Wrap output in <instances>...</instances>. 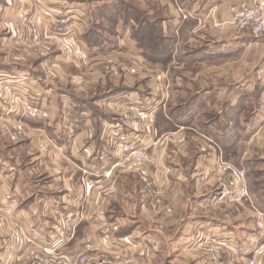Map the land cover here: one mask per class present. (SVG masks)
Returning <instances> with one entry per match:
<instances>
[{"label": "crops", "instance_id": "0c3cea01", "mask_svg": "<svg viewBox=\"0 0 264 264\" xmlns=\"http://www.w3.org/2000/svg\"><path fill=\"white\" fill-rule=\"evenodd\" d=\"M113 1L0 0V33H14L23 19L31 16L38 19L47 40L57 45L49 54L55 64L72 62L75 48L84 60L102 57L125 64L137 55L138 65L143 67L145 61L151 66L153 60L147 58L135 36L137 20L123 10L117 13L114 38L102 29L101 44L88 42L92 11L97 13L95 10ZM153 1L164 9L160 22L166 30L163 41L192 22V18H182L175 0ZM212 1L204 4L202 0L198 10L195 5L200 0L181 2L197 19L215 3H220L217 16L223 18L227 4L240 0H215L210 5ZM65 18L68 20L61 23ZM226 32H215L195 48L178 45L179 38L169 43L166 63L171 68L196 62L203 68L206 62L223 60L214 64L220 67L214 75L166 73L159 80L153 74L148 80L138 78L134 85L110 89L107 73L97 68L94 87L84 98L67 90H53L47 84L51 79L39 75L43 80L36 91L52 96L51 103L65 109L64 120L70 117V123H49L48 127L29 122L27 137L18 145L0 132V264H37L27 249H13L16 227L33 234L40 244L34 253L43 258L49 257L44 247L74 251L91 240L101 247L92 264H98L102 255L116 258V264H156L164 255L185 253L187 257L192 249L187 243L197 237L204 241L211 238L218 245L223 242L245 258L254 256V248L260 247L261 253L255 256L264 264V186L261 190L252 186L253 167L264 163V155L255 156L258 152L254 151L255 147L262 151L264 146V119L259 121L264 110V61L257 67L255 83L238 81L241 72L233 56L256 42ZM11 39L10 35L2 37L0 45L9 46ZM16 49L20 51L14 56L17 60L37 57L29 45ZM228 63L237 74L230 72L233 68L227 71L222 67ZM259 82L261 92L253 88ZM118 99L142 102L148 113L156 115V121L129 116L126 122L124 110L110 113ZM62 101L66 103L61 105ZM247 115L251 116L245 119ZM122 121L149 149L150 185L144 184L125 155L113 153L106 141V126ZM42 143L54 145L49 154L41 150ZM220 159L246 169L250 198L234 201L218 192L230 178L229 171L219 169ZM109 170L111 176L105 177ZM254 219L261 230L239 229V221L248 227Z\"/></svg>", "mask_w": 264, "mask_h": 264}, {"label": "rangeland", "instance_id": "374dc122", "mask_svg": "<svg viewBox=\"0 0 264 264\" xmlns=\"http://www.w3.org/2000/svg\"><path fill=\"white\" fill-rule=\"evenodd\" d=\"M181 1H185V0H175L174 1L175 6L177 8V11L179 12L180 15H182L184 13L183 9L190 10V9L185 8L186 5H184ZM201 1L202 0H200V3L195 5V7L196 6L199 7V4L202 3ZM213 1H215V0H213ZM213 1L210 3V5L213 3ZM122 2L123 3L120 4V6H119V8H117V10L120 9V11L123 10V11L127 12V14H129V15H133L135 17V19L137 20L138 25L139 26L145 25V28L147 30L154 27L155 30H158V35H160L162 37L161 39L164 38L166 30H165V28H163L162 23H160L161 19H162V15L164 14L163 8L159 7V5L156 4V2H154L153 0H146V1H144V0H122ZM208 2H210V1H207V3ZM109 3H111V2H109ZM207 3L205 0L204 4H207ZM234 3H236V2H234ZM218 4H220V3H218ZM94 8L97 9V5H95ZM196 9H197V7H196ZM95 11H97V13H95L94 10L92 11V15H93L92 24L104 23V22L106 23L107 22L106 20H102L101 17H99L101 15L99 14L98 9ZM218 13H219V10H211V11L207 12V14L204 17H200L197 19H195L192 16L189 17L187 20L192 18V22H188L185 30H183V31L181 30L180 32H177L179 34H175V35L169 33V35H171V38L168 39L169 41L167 40V42L170 43L171 41L176 40V38H177V40L179 38L180 42L178 43V45H182V47H187V48H190V47L195 48V47H198L199 45L207 42L206 40H208L209 38H213L212 35L215 32H219L217 27L214 25V21H215V18L218 17L217 16ZM224 13L226 14V11H224ZM29 17H31V16H29ZM218 18H221V17H218ZM142 19L144 21H142ZM65 20H67V18H65ZM60 22L64 23L63 20H61ZM117 23H118L117 21H116V23H108L107 22V25L109 27H111L108 31L109 33L107 34V37H109L111 39L114 38L113 32H114L115 28L117 27ZM20 25H19V27H20ZM138 29H139V27H137L136 30L138 31ZM136 30H135V33H136ZM224 33H227V32H223L221 34H224ZM8 35H10V37L12 38L11 41L13 43H11L7 47H3L2 45H0V68L2 70H6L9 72H21V71L29 72L32 76H34L35 78H37L39 80L36 87L40 86V83L43 80L42 78H40L39 75L43 76L42 74H44V75H46V77L51 79V81H49L47 84H49L48 86H50V88H52L53 90H55L57 92H64L65 90H67V91H69V93H71V92L72 93L73 92L78 93L80 95V97H83V98L87 95V93L92 91L91 89H93V87H94L93 83H95V82H94L93 78H94V76L95 77L97 76L96 75L97 68L101 69V71L104 74L107 73L106 78L111 80V81H109V88L110 89H118V88L130 86V85H134L133 82L136 80L135 82L137 83L138 78H139V81L140 80L144 81L146 79L148 80L149 79L148 77H151L150 75H153V74L156 75L159 80H161L164 77V75H166V73L169 75L171 73H173V74L179 73L182 75H192L193 76V74H197L199 72H202V73H206V75H208V73H209V75H214L216 73L215 71H217L220 68V67H215L214 64L220 63V61L221 62L223 61V60H220V61L215 60L211 64L209 62H206V64L203 65V68H202V65L197 64V62L195 64H191V65H186V63H183L182 66L176 65L173 68H171V66L167 65V63H166V61H167L166 59L169 57V55H168L169 52H167V53L160 54L158 56V59H154L151 56L150 57L147 56V58L148 59L150 58V60H153L152 62H154V63H152V65L150 66V65L146 64V62L144 61V66L142 67V66L137 64V62H138L137 55H135L136 57H134V55H133V57H130V59L128 58L129 61H127V62H129V63H125V64H122V63H119L117 61L110 60V59H104L103 60V59H101L102 57L98 58V59L96 58V60H93L92 57L88 58L87 60H84L82 54H80L78 52V49L74 48V52L72 54V56L74 55L72 62H69L70 60H62V61H64L63 63L59 62V63L55 64L54 60H52V58L54 56L51 57V55H49V54L51 53V51H56L55 47L57 45L56 44L54 45L52 40H49V39L47 40V38L45 37V35L43 33V30H42L41 42L37 46L32 45V43H30L28 41H20L19 39H17L15 32L7 34V33H4V31H2V33H0V39H2V37H6ZM231 35H233V34H231ZM234 36L238 37V38H243L244 40H246L245 42H247V41L250 42L252 39L255 40V42H256L255 44H252V46L249 49L241 50L238 52L237 55L233 56L237 61L236 62V65H237L236 69H237L239 74L241 72L240 78H238L237 80L240 81L243 79L245 81L248 79L250 82L255 83L257 81V77H256L257 76L256 75L257 74V67L261 66L263 64V61H264V46L262 44L264 41V35L254 36L249 31H246L244 33H240V34L234 35ZM204 39H206V40H204ZM148 41H149V39L145 38V45H147ZM21 45H29L30 47H32L33 52L35 53V55L37 57H31L30 56L26 60H23V61L15 59L14 56L19 54V52H20L16 48L21 47ZM38 47H40L43 50L42 53L37 50ZM65 50L67 51V48L64 49V52H65ZM174 55H175V52H174ZM8 56H9V58H8ZM141 61H143V60H141ZM112 62H116V63H112ZM93 63H95V64H93ZM107 66H110L113 68H119L120 74L117 76L111 74L110 71H107V68H106ZM222 67L226 68L227 71H229V69L231 70L233 68V64L228 63L226 65H223ZM148 69H150V70H148ZM233 71H234V68L232 69V71H230V72H232L233 75L237 74ZM35 73H37V74L35 75ZM73 73H76L78 76L74 77ZM244 81H243V83H245ZM117 83L119 86L117 85ZM163 84L165 85V82H163ZM186 84H184V85H186ZM188 85H191V84L188 83ZM255 85H256L255 87H253V86H251V87H253L254 90H256L257 92H261L262 87H261L260 82L255 84ZM34 94L39 95L36 90L34 91ZM39 96H40L41 100L47 104V107L51 108V111H52L51 118L42 122L43 125L49 127V125H48L49 123H53V124H55V123H61L62 124V122L63 123L64 122L70 123V121H69L70 117H68L64 120V116L66 115L64 112L65 109H63V107H60L62 109V110H60L58 103L55 102L56 106L51 103V101H52L51 97L52 96L50 97L46 93H42ZM65 103L66 102L62 101L61 105L65 104ZM263 109L260 108L259 110L262 111ZM110 113L119 114V113H121V111L117 107L116 108L114 107V110L113 109L110 110ZM131 113H135L136 116L131 115ZM124 114H129V116L131 118L132 117H135L137 119L140 118V117H138V114L136 112L129 111L126 109L124 110ZM99 115H100V112H99ZM153 115L155 116V121H156V115L155 114H153ZM251 115L245 116V119H247ZM254 116H256V115H254ZM259 119H260L259 121L264 119V110L261 112ZM6 121L7 122H5L3 119L0 118V132L3 133V135H5L10 140V142H12V144H15V145H18L20 143L22 144L24 142L25 138L27 137L28 128H27V134L25 136L20 138V140H18V141H14L11 139V137L9 135V131L4 127V125H5L4 123H6V125H10L13 122H11L10 120H6ZM28 123H27V125H28ZM39 123H41V122H39ZM259 124H260V122H259ZM257 125H258V122H257ZM43 145H45V144L44 143L40 144L41 150L43 152H45L42 148ZM46 145H48L50 150H49V152H45V153L49 154L52 151V146H54V145H52V146H51V144L50 145L46 144ZM259 149H261V148H259ZM259 149H258V147H255L254 151L258 152V154H256L255 156H261V155L263 156L264 155L263 154L264 153V146L262 148L263 149L262 151ZM113 151H114L113 153H117L115 151V149H113ZM19 153H21V152H19ZM19 153H18V155H20ZM148 155H149V159H148V161H146L145 166H146V168H148L147 169L148 175L150 174L149 175V182H145V180L143 178L144 176L142 175L141 171L134 169L130 165V162L128 161L129 166L140 175L143 183L146 185H150L153 181V177H152V175L150 173V169L148 167V163L150 161L149 149H148ZM225 163H228V162L220 159L219 165H218L219 169L223 170L221 168V165H224ZM237 167H240V166H237ZM242 168H244V167H242ZM262 168L264 169V163L263 162L259 163L258 165H256L252 169V174H253L252 177H253V181H254L252 186L259 188L260 190H261V187L264 186V170H262ZM245 171H246V169H245ZM105 172H104V176H105ZM246 178H248L247 177V171H246ZM248 186H249V196L246 198H250V196H251L249 182H248ZM222 187L223 186H221L220 189L218 190L219 193L222 190ZM256 215H258V218L260 217L257 211H255V217H256ZM258 220H260V218ZM238 224H239L238 225L239 229H242V230H244V227L249 228L250 230H257V229L261 230L260 223H258L255 219H254V221H249L248 227H246L245 225H240V221ZM18 229H23V228L16 227L13 230V232L15 230H18ZM25 231H27V230H25ZM191 233H193V231ZM245 233H247V232H245ZM194 236H196V233ZM195 239L193 240V242L187 243V246L190 245V247L192 248L190 250V252L187 251L188 252L187 257H185V255H184L185 253L182 255H179V256L174 254V256H169V257L164 255L158 259V262L156 264H247L251 259H253V257L256 258V256H251V257L246 256V258L242 257V256L240 257V255L235 254L232 249L228 248L227 246L218 245L216 242H213L211 240V238H209V239L206 238L205 241L201 240L200 238H197V237H195ZM88 242L89 241L82 243L81 246L78 247L74 251L61 249L57 253H66V254L71 255V254L75 253L76 251L81 250L85 246V244ZM99 246L100 245H98L97 250L90 252L89 262L87 264H92V261L96 259L97 252L101 250V247H99ZM20 249H27L31 254H32V252L36 251V247L31 246V245H24ZM48 254H49L48 258H43L37 253H33L32 256H33L34 260L37 262V264H52V263H48V261L51 260L53 255L51 253H48ZM103 260L105 261L103 264H112V263L116 264V263H118L116 258H109L108 256L106 257V256L102 255V256H100L98 264H101V261H103ZM127 263H130V261L128 260Z\"/></svg>", "mask_w": 264, "mask_h": 264}, {"label": "built area", "instance_id": "2783aa9c", "mask_svg": "<svg viewBox=\"0 0 264 264\" xmlns=\"http://www.w3.org/2000/svg\"><path fill=\"white\" fill-rule=\"evenodd\" d=\"M211 10H220V5L215 3L211 6ZM182 18L187 20L193 16L190 10L183 9ZM68 20V18H67ZM67 20H63L66 22ZM214 25L219 32L223 33L230 30L233 35H238L249 31L254 36L264 35V0H240L236 3H229L226 6V16L223 18H215ZM17 39L20 41H28L32 45L37 46L42 39V27L38 19L34 17H26L22 24L15 31ZM39 52L43 50L38 47ZM107 71L113 75H119L120 69L107 66ZM38 79L29 72H9L0 68V118L5 122L10 120V125L4 123V127L9 131L12 140L18 141L27 134L28 122H44L51 118L52 111L47 104L41 100L39 95H35L34 91L38 84ZM115 108L120 111L129 110L136 112L138 117L143 119L148 116L150 123L155 122V116L149 112L147 106L142 102L127 99L126 101H114ZM125 121L129 119V114H125ZM122 121L118 123L108 124L106 126V141L111 149H115L125 155L130 165L141 171L145 182H149L148 168L146 161L149 159L148 147L140 143L139 138L133 136L129 130L127 123ZM45 152H49L48 145L42 146ZM223 171L230 172V178L222 187L220 193L231 197L234 201H239L249 196V186L246 178V171L242 167H237L230 163L221 165ZM112 171H106L105 176L110 177ZM104 238H108L105 235ZM24 245L38 247L40 244L35 241L33 234L24 229L15 230L12 234V247L16 251ZM98 243L89 241L85 246L73 254L57 253L56 247H44L43 250L51 253L53 257L48 263L52 264H87L89 262L90 252L97 250ZM220 246L225 243L219 242ZM59 248V247H58ZM260 247L254 248V256L261 253ZM34 252H32L33 254ZM42 262V261H41ZM105 261H101L103 264ZM247 264H263L257 257H253Z\"/></svg>", "mask_w": 264, "mask_h": 264}, {"label": "trees", "instance_id": "16d2710c", "mask_svg": "<svg viewBox=\"0 0 264 264\" xmlns=\"http://www.w3.org/2000/svg\"><path fill=\"white\" fill-rule=\"evenodd\" d=\"M122 3H123L122 0H114L113 2L104 4L103 6L98 8L99 14L102 17L101 19L106 20L108 23H116V21L118 20L117 8H119L120 4ZM142 21L144 20L142 19ZM107 22L94 23L92 25V29L86 35L87 40L91 45L92 44L94 45V43L101 44L100 43L101 36L99 35V32L102 29L109 30L111 28L107 25ZM135 36L139 40L141 46L145 48V50L147 51L146 54L149 57L151 56L154 59H156L160 54L169 52V42L163 41V39H161L162 37L158 35V30H155L154 27L147 30L145 28V25H141L139 26L138 31L136 30ZM145 38L149 39L147 45H145ZM262 196L264 199V194H262L261 197Z\"/></svg>", "mask_w": 264, "mask_h": 264}]
</instances>
